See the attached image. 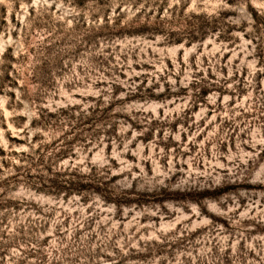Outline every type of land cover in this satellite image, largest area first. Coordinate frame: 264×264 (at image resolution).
I'll list each match as a JSON object with an SVG mask.
<instances>
[{"label": "rangeland", "instance_id": "obj_1", "mask_svg": "<svg viewBox=\"0 0 264 264\" xmlns=\"http://www.w3.org/2000/svg\"><path fill=\"white\" fill-rule=\"evenodd\" d=\"M0 264H264V0H0Z\"/></svg>", "mask_w": 264, "mask_h": 264}]
</instances>
